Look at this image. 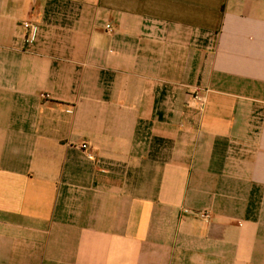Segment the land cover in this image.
<instances>
[{
	"label": "crops",
	"instance_id": "obj_1",
	"mask_svg": "<svg viewBox=\"0 0 264 264\" xmlns=\"http://www.w3.org/2000/svg\"><path fill=\"white\" fill-rule=\"evenodd\" d=\"M0 264H264V0H0Z\"/></svg>",
	"mask_w": 264,
	"mask_h": 264
},
{
	"label": "built area",
	"instance_id": "obj_2",
	"mask_svg": "<svg viewBox=\"0 0 264 264\" xmlns=\"http://www.w3.org/2000/svg\"><path fill=\"white\" fill-rule=\"evenodd\" d=\"M23 26L26 30V36H25V41L26 42H31L34 38V34L36 32V25L33 24L31 21H28V20H25L23 21ZM106 29L109 31V32H112L114 29L111 25L107 24L106 25ZM195 98H198L199 100H201V97H198V96H195ZM80 148L82 150H84L86 152V155L88 157H92V152H91V147L87 144V143H82L80 144ZM204 217H208V215H204Z\"/></svg>",
	"mask_w": 264,
	"mask_h": 264
}]
</instances>
